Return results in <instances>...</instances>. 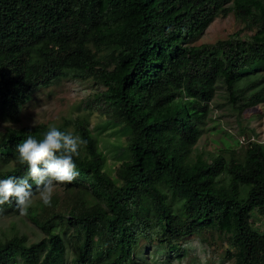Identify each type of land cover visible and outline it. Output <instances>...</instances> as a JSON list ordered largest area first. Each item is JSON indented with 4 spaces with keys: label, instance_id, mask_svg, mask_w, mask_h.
I'll return each instance as SVG.
<instances>
[{
    "label": "trees",
    "instance_id": "1",
    "mask_svg": "<svg viewBox=\"0 0 264 264\" xmlns=\"http://www.w3.org/2000/svg\"><path fill=\"white\" fill-rule=\"evenodd\" d=\"M230 12L250 34L196 42ZM261 66L264 0H0L1 116L18 120L39 85L91 76L104 87L109 117L102 125L117 123L127 133L125 157L111 176L86 118L55 124L68 131L77 122L73 134L87 142L74 157L77 192L27 213L39 239L0 236V264H64L69 227L76 264H134L141 239L179 253L187 237L206 230L223 235L231 264H264V144L246 141L241 156L193 154L207 114L201 101L218 83L234 106L260 100L261 90L245 96L259 77L237 82ZM182 83L196 97L197 114L179 98ZM49 126L0 131V163L16 160L0 167V179L27 175L16 146L28 136L42 140ZM2 208L18 210L14 202Z\"/></svg>",
    "mask_w": 264,
    "mask_h": 264
},
{
    "label": "rangeland",
    "instance_id": "2",
    "mask_svg": "<svg viewBox=\"0 0 264 264\" xmlns=\"http://www.w3.org/2000/svg\"><path fill=\"white\" fill-rule=\"evenodd\" d=\"M235 31H239L242 36L251 33L246 25L234 17L233 12L219 15L208 24L196 42L213 43ZM246 77L260 79L245 92V96L261 90L262 98L254 103L237 102L234 106L228 102V92L224 87H219L218 83L212 98L201 101V104L205 102L207 104V114L203 124L204 131L197 139L193 154L222 153L228 156L230 151L234 150L235 154L241 156L246 146V141L242 139L244 133L248 135L249 140L264 144V66L257 67L247 76H241L237 86L242 85ZM103 89L102 84L95 82L91 76L53 79L49 84L39 85L29 93L20 106L18 120L5 118L0 114V131L7 125L15 127L35 126L40 123L55 125L61 124L65 118L84 117L102 154L103 169L114 176L116 166L122 157H125L126 152L122 149L126 147L127 133L117 123L102 125L109 117L106 103L100 97ZM179 91L183 92V96L179 98L188 113L197 114L199 111L194 104L196 97L193 93L185 88L184 83ZM243 102L246 103L242 104ZM77 126V122L72 120L67 129L73 132ZM234 139L238 140L237 144ZM225 142L229 144L230 150L224 146ZM15 163L16 160L13 158L7 164L0 163V167L13 166ZM77 188L74 183L57 185L51 201L57 198L61 204L70 195H75ZM42 203L39 193H35L28 212L36 213ZM254 224L262 225L260 221ZM70 232L69 227L63 234L67 246L64 264H76L71 259L73 248L69 239ZM4 233L24 234L29 241L37 240L42 235V231L28 214L21 215L19 210L11 208H3L0 211V236ZM227 248L223 235H218L215 230H206L201 238L194 235L187 237L184 249L179 253L166 252L163 248L141 239L133 258L134 264H231V259L226 255Z\"/></svg>",
    "mask_w": 264,
    "mask_h": 264
},
{
    "label": "clouds",
    "instance_id": "3",
    "mask_svg": "<svg viewBox=\"0 0 264 264\" xmlns=\"http://www.w3.org/2000/svg\"><path fill=\"white\" fill-rule=\"evenodd\" d=\"M86 143L72 131H61L55 125L49 126L42 140L28 136L16 146L17 163L27 166V175L0 179V211L3 205L14 202L20 214L27 215L37 192L43 204L50 206L55 187L77 178L74 157L80 155L81 145Z\"/></svg>",
    "mask_w": 264,
    "mask_h": 264
},
{
    "label": "built area",
    "instance_id": "4",
    "mask_svg": "<svg viewBox=\"0 0 264 264\" xmlns=\"http://www.w3.org/2000/svg\"><path fill=\"white\" fill-rule=\"evenodd\" d=\"M242 139H244L245 141L249 140V138H247L245 135L242 136Z\"/></svg>",
    "mask_w": 264,
    "mask_h": 264
}]
</instances>
